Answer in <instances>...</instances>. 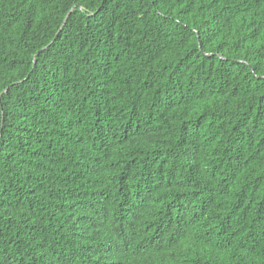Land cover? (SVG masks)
Returning <instances> with one entry per match:
<instances>
[{"label":"trees","instance_id":"1","mask_svg":"<svg viewBox=\"0 0 264 264\" xmlns=\"http://www.w3.org/2000/svg\"><path fill=\"white\" fill-rule=\"evenodd\" d=\"M0 264H264V0H0Z\"/></svg>","mask_w":264,"mask_h":264}]
</instances>
